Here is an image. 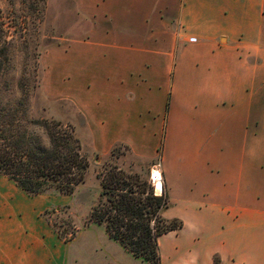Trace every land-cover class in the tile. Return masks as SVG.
I'll return each mask as SVG.
<instances>
[{"label":"crops","instance_id":"crops-1","mask_svg":"<svg viewBox=\"0 0 264 264\" xmlns=\"http://www.w3.org/2000/svg\"><path fill=\"white\" fill-rule=\"evenodd\" d=\"M70 1L82 26L56 46L73 105L99 123L107 152L122 143L154 158L172 73L214 100L194 149L162 157V214L182 227L158 237L161 263L264 264V0ZM51 196L0 175V264H68L69 243L45 218Z\"/></svg>","mask_w":264,"mask_h":264},{"label":"rangeland","instance_id":"rangeland-1","mask_svg":"<svg viewBox=\"0 0 264 264\" xmlns=\"http://www.w3.org/2000/svg\"><path fill=\"white\" fill-rule=\"evenodd\" d=\"M74 24L82 26L70 0H0V107L16 106L21 94L28 93L25 104L28 116L72 125L88 156L84 182L71 195L51 196L52 207L45 212L50 225L64 237L75 232L74 238L67 241L68 264H147L111 240L103 227L89 221L100 190L97 173L113 146L106 151L99 123L84 119L73 105V95L69 94L64 70L66 48L56 44L64 41L68 25ZM164 81L163 126L151 138V147L156 152L148 164H156L151 165L150 172L162 171L163 156L194 149L195 123L214 118V100L199 91L197 80L179 78L172 73ZM86 97L93 105L97 104V94ZM118 148L127 153L123 146ZM123 166L128 168L129 164ZM168 240L169 237H163L162 245Z\"/></svg>","mask_w":264,"mask_h":264},{"label":"trees","instance_id":"trees-1","mask_svg":"<svg viewBox=\"0 0 264 264\" xmlns=\"http://www.w3.org/2000/svg\"><path fill=\"white\" fill-rule=\"evenodd\" d=\"M28 95L23 92L16 106L0 107V175L30 196L71 195L84 182L88 156L72 125L28 116ZM120 146L127 153L119 151ZM126 162L128 168L123 166ZM153 164L134 156L127 145L115 144L97 173L100 190L89 221L103 227L135 259L162 264L158 237L181 228L182 221L163 216L168 197L165 189L160 195L154 191ZM57 232L65 242L75 236V232L68 238ZM214 263L218 264L215 257Z\"/></svg>","mask_w":264,"mask_h":264},{"label":"bare ground","instance_id":"bare-ground-1","mask_svg":"<svg viewBox=\"0 0 264 264\" xmlns=\"http://www.w3.org/2000/svg\"><path fill=\"white\" fill-rule=\"evenodd\" d=\"M160 170L158 169H153L152 174H153V183L154 186H156V191L159 192L160 190L162 191L163 189V182H162V177L161 173L159 172ZM159 194V193H158Z\"/></svg>","mask_w":264,"mask_h":264},{"label":"water","instance_id":"water-1","mask_svg":"<svg viewBox=\"0 0 264 264\" xmlns=\"http://www.w3.org/2000/svg\"><path fill=\"white\" fill-rule=\"evenodd\" d=\"M150 179H151L152 185H154V183H153V174H152V170H151V172H150ZM155 188H156V186H155ZM156 189H157V188H156Z\"/></svg>","mask_w":264,"mask_h":264},{"label":"built area","instance_id":"built-area-1","mask_svg":"<svg viewBox=\"0 0 264 264\" xmlns=\"http://www.w3.org/2000/svg\"><path fill=\"white\" fill-rule=\"evenodd\" d=\"M189 40H190V41H195L196 38H195V37H190Z\"/></svg>","mask_w":264,"mask_h":264}]
</instances>
